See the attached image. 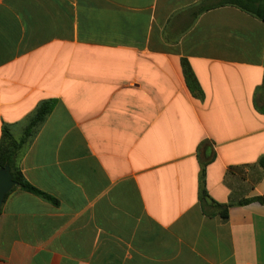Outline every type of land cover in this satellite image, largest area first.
<instances>
[{
	"label": "crops",
	"instance_id": "1",
	"mask_svg": "<svg viewBox=\"0 0 264 264\" xmlns=\"http://www.w3.org/2000/svg\"><path fill=\"white\" fill-rule=\"evenodd\" d=\"M221 1L0 0V141L57 100L18 166L58 201L7 196L0 264H264V21Z\"/></svg>",
	"mask_w": 264,
	"mask_h": 264
},
{
	"label": "trees",
	"instance_id": "2",
	"mask_svg": "<svg viewBox=\"0 0 264 264\" xmlns=\"http://www.w3.org/2000/svg\"><path fill=\"white\" fill-rule=\"evenodd\" d=\"M221 3H227L233 6H236L264 21V1H261V0H223L221 1ZM181 66H182V70H183V74L186 80L187 87L189 91L191 92V94L196 98L204 100L205 98L204 92L188 60L182 59ZM259 91L261 92V96L263 97L264 96V83L259 89ZM56 103H57V100L50 99V100L43 101L39 105L35 113L27 121V126L20 140H17L15 136L12 134L10 128L4 124L2 127V137L0 141V169L4 168L5 166H9L11 168L14 181L17 183V186L12 191H14L16 188H19L22 191L37 195L43 198L44 200L51 202L52 204H55V205L58 204L57 199H55L54 197H52L51 195L45 192H42L41 190H39L38 188H36L35 186L30 184L26 180V178L24 177L22 171L20 170L18 166V158H19V155L22 149L28 144L29 140L34 135V133L38 131L41 125L45 122L48 116L52 113ZM259 165L261 166L262 169H264V157L260 158ZM199 199L201 203L203 204L204 211L207 215H208V212L206 211L205 206L212 208V209H216L217 212H219L223 220L228 219L229 209L232 205L231 204H224V205L219 204L215 202L213 199H211L206 189L205 165H203V169H202L201 177H200ZM257 201L264 202V198H259L257 199ZM244 203H246V201L242 202V204Z\"/></svg>",
	"mask_w": 264,
	"mask_h": 264
},
{
	"label": "water",
	"instance_id": "3",
	"mask_svg": "<svg viewBox=\"0 0 264 264\" xmlns=\"http://www.w3.org/2000/svg\"><path fill=\"white\" fill-rule=\"evenodd\" d=\"M17 186L14 181L11 168L5 166L0 169V212L2 210L3 204L7 195Z\"/></svg>",
	"mask_w": 264,
	"mask_h": 264
}]
</instances>
